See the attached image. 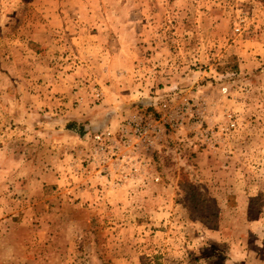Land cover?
<instances>
[{
  "label": "rangeland",
  "instance_id": "obj_1",
  "mask_svg": "<svg viewBox=\"0 0 264 264\" xmlns=\"http://www.w3.org/2000/svg\"><path fill=\"white\" fill-rule=\"evenodd\" d=\"M0 264H264V0H0Z\"/></svg>",
  "mask_w": 264,
  "mask_h": 264
},
{
  "label": "built area",
  "instance_id": "obj_2",
  "mask_svg": "<svg viewBox=\"0 0 264 264\" xmlns=\"http://www.w3.org/2000/svg\"><path fill=\"white\" fill-rule=\"evenodd\" d=\"M236 31L240 32V29H237ZM231 127L234 128L235 124H232ZM126 128L127 130L125 133L131 135L132 140H136L147 146H154L156 144L155 138L152 134L157 132L156 129L152 130V128L144 126L143 123L138 120L131 121V123L127 124Z\"/></svg>",
  "mask_w": 264,
  "mask_h": 264
}]
</instances>
